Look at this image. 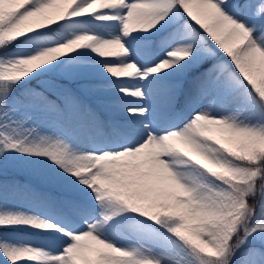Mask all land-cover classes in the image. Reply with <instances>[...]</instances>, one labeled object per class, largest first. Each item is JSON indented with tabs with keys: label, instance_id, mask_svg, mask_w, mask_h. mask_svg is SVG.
I'll list each match as a JSON object with an SVG mask.
<instances>
[{
	"label": "snow or ice",
	"instance_id": "1",
	"mask_svg": "<svg viewBox=\"0 0 264 264\" xmlns=\"http://www.w3.org/2000/svg\"><path fill=\"white\" fill-rule=\"evenodd\" d=\"M0 172V264H264V0H0Z\"/></svg>",
	"mask_w": 264,
	"mask_h": 264
},
{
	"label": "trees",
	"instance_id": "2",
	"mask_svg": "<svg viewBox=\"0 0 264 264\" xmlns=\"http://www.w3.org/2000/svg\"><path fill=\"white\" fill-rule=\"evenodd\" d=\"M8 171L9 173H7L6 175L9 180L17 179L20 181H24L27 178L24 170L19 167L9 166ZM4 178H5L4 174L0 173V180H3Z\"/></svg>",
	"mask_w": 264,
	"mask_h": 264
},
{
	"label": "rangeland",
	"instance_id": "3",
	"mask_svg": "<svg viewBox=\"0 0 264 264\" xmlns=\"http://www.w3.org/2000/svg\"><path fill=\"white\" fill-rule=\"evenodd\" d=\"M9 166H10V167H12V165H11V164H10ZM0 173H2V172H0ZM7 173H9V171H7ZM2 174H3V173H2ZM37 242H39V241H37Z\"/></svg>",
	"mask_w": 264,
	"mask_h": 264
}]
</instances>
